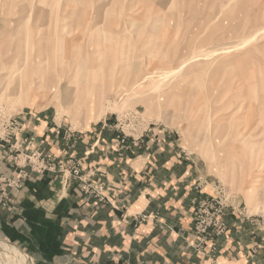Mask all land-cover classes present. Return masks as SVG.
<instances>
[{
    "label": "rangeland",
    "instance_id": "rangeland-1",
    "mask_svg": "<svg viewBox=\"0 0 264 264\" xmlns=\"http://www.w3.org/2000/svg\"><path fill=\"white\" fill-rule=\"evenodd\" d=\"M22 1L0 0V206L44 175L102 200L103 175L74 157L96 129L90 148L118 143L116 160L154 164L143 176H194L196 251L244 229L264 250V0H28L23 14ZM25 122L60 125L63 156L18 143ZM238 130L249 137L232 154L225 137ZM23 252L0 236V264H36Z\"/></svg>",
    "mask_w": 264,
    "mask_h": 264
},
{
    "label": "crops",
    "instance_id": "crops-1",
    "mask_svg": "<svg viewBox=\"0 0 264 264\" xmlns=\"http://www.w3.org/2000/svg\"><path fill=\"white\" fill-rule=\"evenodd\" d=\"M62 135L60 125L25 122L17 140L33 136L61 158L65 152L56 142ZM80 138L81 150L76 148L74 157H84L85 168L103 175L93 178L104 183L102 200L94 194L85 196L81 183L72 177L44 175L26 181L12 195L10 212L0 206V236L23 249L36 264H119L121 259L130 264H214V257L217 264H264V250H253L257 243L247 238L245 229L239 238L231 231L226 238L206 240L203 252L196 251L185 206L194 176H188L187 168L179 176H143L148 159L129 154L120 159L124 162L116 160V142L93 150L96 129ZM157 159L160 169L170 174L182 168Z\"/></svg>",
    "mask_w": 264,
    "mask_h": 264
},
{
    "label": "bare ground",
    "instance_id": "bare-ground-1",
    "mask_svg": "<svg viewBox=\"0 0 264 264\" xmlns=\"http://www.w3.org/2000/svg\"><path fill=\"white\" fill-rule=\"evenodd\" d=\"M23 2V5H21V12H22V14H23V12L24 13H29V11H30V9H31V7L30 8H28V5H30V3L28 2V0H24V1H22ZM27 6V7H26ZM59 23V22H58ZM246 33V32H245ZM248 36V35H247ZM240 107H241V105L239 104L238 106H237V110H235V111H238L239 109H240ZM226 109V108H225ZM261 117V116H260ZM246 122L244 123V126H243V128H245L246 126ZM245 129H247V128H245ZM227 132V131H226ZM228 132H229V130H228ZM242 133L245 135V132L242 130V131H237V132H235L232 136H231V138H228L227 136L225 137L226 138V141H230V145H228L227 147H229L230 148V150H231V152H232V154L234 153V152H236V149H239L240 147V145L239 144H237L238 143V138H240V136L242 135ZM244 137H246V138H248L249 137V134H246ZM239 141H240V139H239ZM225 153H227V152H225ZM232 156H234V159H233V157H231V160L233 159V160H235V155H232ZM253 156V155H252ZM11 256V255H10ZM14 259V258H13ZM14 261L16 262V260L14 259ZM11 262V261H10ZM16 264H19L18 262H16Z\"/></svg>",
    "mask_w": 264,
    "mask_h": 264
},
{
    "label": "built area",
    "instance_id": "built-area-1",
    "mask_svg": "<svg viewBox=\"0 0 264 264\" xmlns=\"http://www.w3.org/2000/svg\"><path fill=\"white\" fill-rule=\"evenodd\" d=\"M207 226L206 225H201L200 223L198 225H196L195 229L197 230V232L199 233H204L205 230H206ZM119 264H129L128 263V260H122L121 259V262Z\"/></svg>",
    "mask_w": 264,
    "mask_h": 264
}]
</instances>
